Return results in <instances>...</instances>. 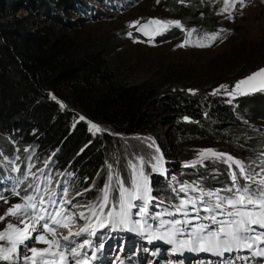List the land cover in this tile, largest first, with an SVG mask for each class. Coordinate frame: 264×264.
Segmentation results:
<instances>
[{"label": "trees", "instance_id": "obj_1", "mask_svg": "<svg viewBox=\"0 0 264 264\" xmlns=\"http://www.w3.org/2000/svg\"><path fill=\"white\" fill-rule=\"evenodd\" d=\"M178 1L164 0V5L183 30L167 31L157 39L159 45L187 40L199 48L197 43L227 41L225 34L214 41L204 38L217 32L211 17L213 1ZM71 8L81 10L77 0H0V190L18 184L17 192L33 195L30 182L45 166L50 183L64 174L83 184L88 206H95H87L84 214L96 225L93 211L107 223L108 212L115 210V215L119 209L120 199L110 181L107 207H99L104 185L99 173L111 152L120 150L119 136L149 134L165 158L175 151L191 160L193 149L212 145L218 151L238 157L250 153L264 161V129L252 125L264 122V92L234 99L211 94L219 82L248 72L256 60L251 46L226 51L204 64L181 62L140 70L119 53L112 54L110 41L86 35L84 25L72 20ZM85 14L93 17L91 12L78 13L86 18ZM78 114L105 132L93 138L88 124L77 120ZM166 124L173 128L171 140L161 130ZM210 168L204 179L202 171L182 173L186 185L203 193L235 191L234 170L237 185L247 184L244 175L224 161ZM154 182L164 201L184 209L180 199L184 193L174 188L180 185L177 179L173 184Z\"/></svg>", "mask_w": 264, "mask_h": 264}, {"label": "rangeland", "instance_id": "obj_2", "mask_svg": "<svg viewBox=\"0 0 264 264\" xmlns=\"http://www.w3.org/2000/svg\"><path fill=\"white\" fill-rule=\"evenodd\" d=\"M82 1L84 3L86 2L88 6H86ZM82 1L77 0L80 9L83 11L91 12L93 14V17L92 15L89 16L88 14H85V18L83 15H78L81 10L71 8V10H73L71 12L72 20L80 22L81 25H84L82 26V28L84 29L86 35L92 36L93 38H96L97 40H101L103 42L110 41L111 46L109 48L112 54L119 53L125 62L128 61L129 64L134 65L136 68L140 70H159L167 65L177 64L181 62H183V64H189L190 62L204 64L217 55L226 51L235 50L240 47L243 48L251 46L252 49H254L256 55L255 63H253L251 68L243 77L219 82L220 86L227 85L228 89L227 91H225V89L220 88L219 86V88H217L219 89V91H217L216 93L228 96L230 99H234L237 97L251 95L256 92H264V89H262L257 91H249V94L241 95L240 91L251 88V85H243L234 96H230L228 94L233 91V86L238 81L245 79L259 69L264 68V2H262V0H244L245 6L243 7H241V5L237 3L236 9L232 10L231 19L227 18L228 13H224V15H217V12L223 5V0H211L214 2V10L211 17L213 18L216 29L217 31L221 28L229 30L220 33L223 35L225 34L228 39L227 41L222 40L211 42L209 43L211 44L210 47L206 46L199 48H193L188 43L185 44L184 47H177L181 43H184L181 40L159 45L156 42L157 39L167 31L177 27L175 25H169L167 26V28H164V26L162 25H155L157 27V33L151 40L144 39L136 32V29L140 24L147 22L152 18L159 20L177 21L175 15L172 14L171 10L164 5V0H160L159 3H157V0H92L90 2H88L87 0ZM137 20L140 21V24H137L135 27L129 26L132 22ZM128 33H131L132 35L128 36ZM253 83L258 84L259 78ZM177 92H184L190 95H194L197 93L196 91L189 90H178ZM80 117L83 116L78 114L77 120L85 121L88 124L89 132L93 138H99V136L103 132H105L104 128L100 124L87 121L86 119L81 120ZM91 124L98 125L102 129V131H95L91 128ZM252 125H256L264 129V122H252ZM161 130L163 133L168 134L169 137V135L173 131V128L172 126H169V124H166L161 127ZM118 138L120 141V150L111 152V155L106 161V165L103 171L99 173V177H101L104 181L102 189H104L105 184L112 182L115 185L119 199H121V187L128 188L129 192H131L132 188L130 187V185L134 176L131 164H135L137 170H140L142 168L144 175L148 178V188L150 190L149 196L152 199L148 200L147 203L149 209H153L152 212H156L158 215L160 214L159 207L161 205L159 203L169 202L163 200L164 196H162L161 190L156 188L157 184H155L154 182L156 179L161 182H164L165 180L167 184H173V179H177L180 185L175 184L174 188L177 192L183 189L178 193H184L181 194L180 199L183 201H187L188 199L194 198L196 196L197 190H193L195 187L193 184L191 185V187L186 185V183L188 182L184 178V175L182 173L185 172L186 174L188 173V171L191 172V170L198 173L202 171V179H204L203 175L204 172L206 173L208 171L207 169H213L210 167H213L216 164L219 165L224 161L223 159H217L213 157L211 154L206 153L204 156L200 155L201 150L204 149H213L218 153H225L216 150V148L212 145H204L200 148L193 149V151H195L193 153V159L184 160L175 151L169 152L170 157L165 158L158 147L156 139L149 134L119 136ZM169 140H171L170 137ZM149 145H152V147H149ZM156 148L159 149V152H156ZM226 154H229L232 157L242 161L248 172L256 173V175L254 176L255 181L264 179V161H261V157H257L256 155L250 153H245L243 157L235 156L232 153ZM153 156H162V163L159 165V168H162V171L159 169H154L156 161L152 159ZM140 157H143L142 165L139 159ZM193 161H197V163L194 166H191ZM109 165H111V168H109ZM232 167L236 168L235 164H232ZM45 169V166H41V169L34 173L33 176H35V178L31 180L28 189H33L32 193L33 195H35V199H37L40 194H42L44 199H47L54 194H58L56 197L57 201H59L60 204L65 205L66 209H69L68 215H73V220H68L67 223L70 225L73 233L78 232L79 228L83 224H85L84 220L80 219L78 214L81 212L85 213L88 202L90 201L86 196H84L83 184H79V182H77V179L76 182L73 183V178L69 175L64 174L62 176H60V174L54 176V179L50 183L49 177L45 175ZM236 169L239 172V169ZM229 172L231 171L229 170ZM247 174L248 173L246 172L244 175ZM213 178L214 180H217V176H214ZM15 179L17 178L15 177ZM36 180L39 181L35 185ZM246 182L249 183L248 181ZM249 184L257 185L256 183ZM37 187L39 188V191L35 192L34 189H36ZM18 188L19 185L15 184L10 187L4 186L0 190V195L7 198V203H5L4 199H0V217L5 216L6 210L16 203L29 204V201H24L21 199L22 197H25L23 196V194L19 192L18 195L13 194V190L17 192ZM65 188L67 189V192L66 194H62V189ZM140 192L141 195H143L142 187L140 189ZM77 193L82 194L77 195ZM107 194H109V192H107ZM68 201H71V204H69ZM197 201L201 203L203 202L200 199H198ZM101 202L104 203L103 197L101 199ZM132 204L145 206V202L143 200H132ZM106 207L107 206L104 205L103 208ZM189 207L190 205H188V208ZM196 208H198V206H194V209ZM132 209L139 211L138 207H133ZM119 210L120 207L118 211ZM24 219L30 225L34 223V221L29 219L28 217H24ZM8 223H12L21 229L24 227V224L20 223V220L17 218V216L7 215L6 219L0 220V231H8ZM40 225V223L36 224L35 231H33L31 228L29 229V239L25 240L24 244L17 245L18 253H13V257H15L16 255H19L20 257H23L25 255L32 256V253L26 251L25 245H27L28 247H36L38 249L49 248L48 244L34 242L35 237L40 232ZM156 227H158V225ZM210 228L213 227L210 225ZM124 233L125 232H123V234ZM44 234L46 239L53 238L51 232H45ZM61 234L67 235L68 230L61 228L57 232V239L60 238ZM81 236L73 237V239L80 240ZM119 240L120 239H117L116 242H119ZM135 240H137L138 243H135L133 245L127 244L125 246V254L120 264H124L125 257L130 259V261L128 262H131V264H141L140 260L142 259L150 262L153 257L167 262L166 252L164 251L165 246L155 245V242L150 246V244L146 242L147 237L141 235L135 238ZM60 243L62 246L65 244L62 239L60 240ZM140 244L144 247L146 246V248L144 249ZM0 246L11 247L7 239L4 241H0ZM123 247L124 246L122 245L119 247L118 252L114 257L111 258L109 264H113V260L121 255ZM51 250L57 251L55 245L52 246ZM58 251L62 252L63 247H61ZM134 253H137L138 255L134 257ZM46 258L52 257H48L47 254H45L44 257L37 256V264H41L42 259ZM65 258L71 260L72 256L70 253H65ZM54 259L57 260V264L61 263L59 257H55ZM0 264H31V262L23 261L22 259L19 262L15 260H0Z\"/></svg>", "mask_w": 264, "mask_h": 264}, {"label": "snow or ice", "instance_id": "obj_3", "mask_svg": "<svg viewBox=\"0 0 264 264\" xmlns=\"http://www.w3.org/2000/svg\"><path fill=\"white\" fill-rule=\"evenodd\" d=\"M160 0H157V3H159ZM180 3H185V0H179ZM264 2V0H262ZM239 3L241 7L245 6L244 0H223V5L220 8V10L217 12V15H224V13H228L227 18H232V10L236 9V5ZM137 24H140V21H134L129 26L135 27ZM149 25H162L164 28H167L169 25H175L177 27H181L180 21H173V20H159V19H149L145 24L141 25V27L138 29V31H142L144 35H149L148 32L144 31V29L148 28ZM196 31V29H192L191 32ZM229 31L227 29H219L217 32L211 33V34H205V39L209 40H216V38L219 36L220 33ZM191 32L188 33V35H191ZM128 36H131V33L127 34ZM136 42H142V41H136ZM188 41L185 40L184 43H181L177 47H184L185 44H187ZM197 47H210L211 44H202L197 43ZM259 78V83H253L257 81ZM243 85H251L250 89H245L244 91H240L241 95H247L249 94V91H257L264 89V68L259 69L258 71L252 73L245 79H242L238 81L233 86V91L228 93L230 96H234L238 90L241 89V86ZM220 88L225 89L227 91L228 86L227 85H221ZM193 91V90H189ZM219 91V89L213 91L211 93L212 95H215L216 92ZM194 94V93H193ZM55 99V97H53ZM59 103V101H58ZM61 107H64L63 104H61ZM81 120L85 119L84 117H80ZM187 119V117H185ZM91 128L94 129L97 132L102 131V129L96 125L91 124ZM149 147H152V145H149ZM156 152H159V149L156 148ZM211 154L213 157L217 159H223L225 163H228L229 168H232V164H235L236 168L239 169V173L241 175H244L246 172L247 175H244V179L248 181L249 183H256L257 187L255 189H250L248 187V184H245L242 188H238L236 191L239 193V195L235 199H226V203L228 206L236 208L238 205L247 207L248 205L253 206V208H258L261 211L256 214L251 211H240L237 210L235 213H229L230 216L235 215L239 217V219H235L232 221H222V224L228 225L227 229L225 227H220L215 232H208L207 240L206 242L210 244V246L218 247L219 245H228L229 240L232 241L239 240L240 237L238 233L241 231L243 232H249L254 231V229L251 227L252 225H258L260 228H264V179H261L259 181L254 180V176L256 173L248 172V170L245 168V165L242 161L232 157L229 154L226 153H218L213 149H204L201 150L200 155L204 156L205 154ZM18 159V157H17ZM141 161V165L143 164V157L139 158ZM153 160L156 161V165H154V169H159L162 171V168H159V165L162 163V156H153ZM14 163V161H12ZM197 163V161H193L191 166H194ZM189 166V165H186ZM131 167L134 172V176L131 182L130 187L132 188V191L129 192L128 188L121 187L120 196L121 199L119 201V207L120 210L118 212H115V215L113 214V211H109L107 214V221L111 224L112 228H116L119 226L127 227L128 224L131 222L129 218V214L127 209L138 207L139 211L141 213L147 211L146 203L148 200L152 199L149 196V188H148V178L144 175L142 168L140 170H137L135 164H131ZM109 168H111V165H109ZM18 170V169H17ZM231 179L233 184L237 183V173L235 171L231 172ZM143 188V195H141L140 189ZM109 185L105 184L104 189L102 191L104 192L103 201L104 203H100L99 207L102 209L104 207V204L107 202V192H108ZM90 189H85V191H88ZM183 190V189H182ZM195 190V189H193ZM35 192L39 191V188L37 187L34 189ZM229 191H232V189H229ZM67 189H62V194H66ZM13 194L18 195V192H15L13 190ZM82 193H77V195H81ZM208 195H214V193H209ZM0 199H4L5 203H7V198L0 195ZM24 201H32L34 199L33 195H29L26 197L21 198ZM218 200H224L223 197H217ZM132 200H143L145 202V206H139V205H133ZM69 204H71V201H68ZM183 204H187L188 201H183ZM44 204V200L41 197L39 201V205L36 203H16L12 205L9 209L6 210V215L0 217V220L6 219L7 215H13L17 216V218L20 220V223L24 224V227L18 228L16 225L12 223L7 224V230L8 231H0V241H4L7 239L8 243L11 245V247H2L0 246V260L2 261H12L15 260L19 262L21 259L23 261H30L31 264H37L36 257L41 256L44 257L45 254L48 255V257L52 258H46L42 259L41 264H57V260L54 259L55 257H59L61 264L63 260L65 259V253H70L72 256V259L74 261V264H84V261L82 259H76V257H79L82 255L81 249H84L85 246L88 247H94L96 251L103 249L104 243L102 240H100L95 245L92 244V241L88 239V236H95L96 233L94 230L90 231V229H94L95 225L91 223L90 220L85 216L83 212L79 213V218L82 220H85L86 223L83 224L78 232L73 233L71 230V227L68 223L65 222V220H73V215H67L65 217H62L61 219H57L61 215V211L64 213H68L69 209H66L63 207V204L59 206V210L49 213L47 220H45V216L42 214L44 212H47L48 209L42 207ZM52 205H56V201H51ZM75 207V205H74ZM90 209L94 208V205L88 206ZM215 208H220L221 204L217 203L214 206ZM22 210V211H21ZM208 208H205V211H208ZM177 211H180L178 208ZM93 216H97L96 223L100 225V227H106V223L104 221H101L98 217V214L96 211L92 212ZM99 215H103V213H99ZM24 217H28L29 219L33 220V224H28ZM211 219L215 221V216H212ZM44 220L45 222L40 225V232L35 237L34 242L48 244L49 248L47 249H38L36 247H28L25 245L26 251L32 253V256H23L20 257L19 255H16L13 257V253H18L17 245L24 244V241L29 239V229L31 228L33 231L36 230V224L39 223V221ZM75 222V221H73ZM136 224H140L139 221H135ZM175 225L181 224L180 220H175L172 222ZM187 223V221H185ZM51 225H56L58 228H64L68 230L67 235L61 234L60 238L57 239V229L54 227H51ZM140 227H143L142 224H140ZM200 231H204L206 229L205 225L199 226ZM45 232H51L52 239H46L45 238ZM14 234V236H13ZM221 234H223L226 238L221 240ZM81 235H84L85 238L77 242V240L73 239V237H79ZM264 235V233H262ZM258 238V237H257ZM63 240L65 244L62 246L60 243V240ZM171 243L172 241L169 240ZM55 245V248L57 251H52V246ZM203 246V245H201ZM251 247V245H248ZM61 247H63V251H58ZM260 255L264 256V251H261L259 253ZM90 260H96L97 257L95 255V251L93 252V255L89 257Z\"/></svg>", "mask_w": 264, "mask_h": 264}, {"label": "water", "instance_id": "obj_4", "mask_svg": "<svg viewBox=\"0 0 264 264\" xmlns=\"http://www.w3.org/2000/svg\"><path fill=\"white\" fill-rule=\"evenodd\" d=\"M146 22L140 24L138 28L136 29V32L141 35L146 40H151L157 33V27L155 25H149L148 28L144 29V31L148 32L149 35H144L142 31H138V29L141 27V25L145 24Z\"/></svg>", "mask_w": 264, "mask_h": 264}]
</instances>
